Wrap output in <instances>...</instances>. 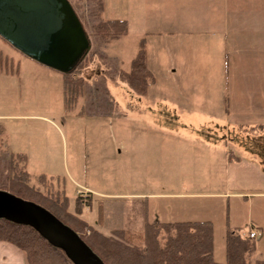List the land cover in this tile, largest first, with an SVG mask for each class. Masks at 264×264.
<instances>
[{"label": "rangeland", "instance_id": "374dc122", "mask_svg": "<svg viewBox=\"0 0 264 264\" xmlns=\"http://www.w3.org/2000/svg\"><path fill=\"white\" fill-rule=\"evenodd\" d=\"M103 8L99 19L125 20L127 34L103 49L107 57L103 63L95 58L82 72L91 93L80 98L71 111L64 105L62 74L34 62L0 38L3 63L0 65V131L4 139L0 169L6 158L4 149L8 148L13 153L26 155L31 176L66 177L69 180L63 179L68 211L77 213L94 229L108 235L116 228L142 229L146 205L143 199L134 202L136 200L129 195L146 197L144 195L223 190L221 180L210 172L219 168L220 156L206 153L191 140L190 134H197V130L178 132L180 140L154 131L150 128L154 124L145 116L140 97L125 84L111 79L118 70L128 68L140 40H145L148 67L155 78V86L150 92L166 106L174 98L186 109L191 108L190 113L196 112L198 115L193 119L199 120L194 124L195 129L202 118L209 117H202L195 110L210 102L209 95H213V101L218 98L216 101L226 110L229 94L246 98L248 89H252L250 95L264 94V84L244 82L247 76L264 73V51L255 53L258 58L250 60L253 63L243 60L235 67L228 61L223 62L217 47L207 50L216 26H220L215 21L224 16L222 0H103ZM255 23L252 26L258 30L264 28ZM83 27L87 33L88 27ZM256 39L263 40L264 37L259 35ZM4 58H7L6 64ZM213 58L217 63L209 62ZM103 72L106 74L101 76ZM233 79L243 83H233ZM149 113L151 118H158L153 108ZM187 114L178 112L171 120L183 129ZM258 121L261 118L251 111L243 114L241 122L245 125L239 126L248 129L252 126L248 123H261ZM218 124L223 125L221 121ZM219 125H215L216 129L222 130ZM262 129L259 125L256 134H264ZM210 130L212 138L218 137L215 128ZM245 140L232 136L228 141L240 146L251 142L248 138ZM223 146L224 142L216 149L222 150ZM202 173L206 177L202 178ZM72 180L80 188L86 186L95 194H115L124 198L101 199L92 194L90 198L87 192L76 194ZM53 184L59 185L54 180ZM154 201L146 202L148 222L185 215L181 211L182 200ZM99 203L103 205L104 216L102 225L98 226ZM203 204L200 205L203 207ZM205 204L209 211L204 208L199 213L190 210L187 216H204L202 218L211 220L214 259L222 263L227 229L240 226L243 233L248 230L251 220L246 213L248 205L243 197L225 200L222 206L214 199ZM255 205L264 208L263 201H257ZM255 241L256 250L250 256L252 264L264 260V237H257Z\"/></svg>", "mask_w": 264, "mask_h": 264}, {"label": "trees", "instance_id": "16d2710c", "mask_svg": "<svg viewBox=\"0 0 264 264\" xmlns=\"http://www.w3.org/2000/svg\"><path fill=\"white\" fill-rule=\"evenodd\" d=\"M69 2L82 25L88 27L87 34L92 40L90 53L77 69L71 74H62L64 105L71 111L80 98L91 93L82 72L88 69L93 59L97 58L102 63L107 59L103 49L126 36L127 22L101 21L99 18L103 11V0H70ZM89 6L91 9L87 10ZM4 59L6 64L7 58ZM1 60L0 65H3ZM105 74L106 72H103L101 76ZM111 79L125 84L140 98L147 96L155 78L147 64L144 39L140 40L128 68L118 70ZM3 147L4 139L0 131V151ZM4 150H6V154L4 153L6 158L0 169V190L32 201L49 211L76 232L104 264H252L250 256L256 250V241L246 236L247 232L243 233L241 227L227 229L224 237V261L219 263L214 259L212 222L188 220L148 222L146 198L143 199L146 207L143 212L145 221L141 230L116 228L105 235L81 219L77 213L68 211V198L64 192L63 178L46 177L45 174L33 177L27 170L25 154L13 153L8 148ZM53 180L59 185L54 186ZM79 198L81 197L77 200ZM103 211V205L99 203L98 222L101 224ZM0 241L21 250L26 264H72L62 251L50 246L34 230L26 226L0 219ZM254 264H264V260H257Z\"/></svg>", "mask_w": 264, "mask_h": 264}, {"label": "crops", "instance_id": "0c3cea01", "mask_svg": "<svg viewBox=\"0 0 264 264\" xmlns=\"http://www.w3.org/2000/svg\"><path fill=\"white\" fill-rule=\"evenodd\" d=\"M222 2L224 16L215 21V23L220 26H216L217 30L214 31L212 44L208 46L207 50L212 48V46H214L215 49L217 47L218 50L221 51V58L223 62L228 61L230 66L233 65L237 67L240 62L243 63V60H246L248 64H251L253 62H250V60L258 58L255 53L264 51V39H256L259 35H263L264 37V28L262 30H258L255 26H252V23L254 24V22H256L258 27H264V0H222ZM146 52L147 64L149 65L147 46ZM209 62L217 63L215 58ZM232 81H234L233 83H243L239 81V79H233ZM244 82L254 85L264 84V73L254 74L251 77L247 76ZM153 86H155V82L149 87L147 96L145 98H140L142 100L141 105L146 110L145 116L152 122V124H154L150 128L156 132H162L167 137L175 140L181 139L178 135V132H194L197 130V134H190L191 140L195 141L199 145L198 147L203 148V151L206 153L210 155L214 154L217 158L220 156L218 159L220 163L219 168L212 169L210 172L211 174L218 176V178L221 180L223 190L144 195L146 197H143V195L129 196H133L132 198L136 200L134 202H138L140 199L146 198L148 204H150V200H155V203L161 202L159 200H182L181 205L183 209L181 211L183 213L185 212V215H179L176 218L170 217L171 220H157L162 222L187 220L211 222L210 219L208 220L202 218L204 216L192 217L187 216V213L190 210H194L199 213L202 212V208H204L205 211H209L207 205L205 204V202L208 200H217L218 204L222 206L225 200L239 199L243 197L248 205L246 209V213H248L247 216L251 219L246 232L255 230L258 233L257 237L263 238L264 208L263 206L257 207L255 202H264V134H256L257 131L255 129L261 125V127H263L261 132H264V94L262 96L250 95L252 89H248L249 94H247L246 98L241 97L242 95L229 94L227 98L228 101L226 110L225 107H222L223 104H219L220 102L218 103L216 101L218 98H215V101H213V95H209L208 99L210 102L203 103L199 105L197 109H195L202 117H204V115L209 117H207V119L201 117L202 122L200 126L195 129L194 124H196L199 119L194 120L193 116H197L198 114L196 112L194 114L190 113L191 108L186 109L185 106L184 108L181 104L177 103L174 98L170 99L171 103L169 106L164 105L166 103L160 102L158 98H155L154 94L150 92V88H153ZM155 95L160 94L156 93ZM156 106L158 107L159 111ZM151 108L157 111L158 118H151L149 113ZM161 109H164L163 112H160ZM172 111L174 114L182 111L188 112L186 116L187 123L183 125V129L178 128V124L172 122L171 118L175 117ZM251 111L254 112L256 117L261 118V121H258L261 123L255 125V123L250 122L247 125L252 126H249L248 129H244L243 127L239 126L245 125V123L241 122V117L243 114L249 113ZM230 116H233L234 118L232 119ZM216 120H219V122ZM220 121L223 123L222 127L218 124ZM215 125H219L222 130L216 129ZM211 128H215L214 131L217 132L218 137L212 138L211 135L213 133L210 130ZM248 133H251V135ZM232 136L235 139L243 141L245 138L246 140L248 138V140H251V142L247 145L245 143H243L241 146L233 145L230 141H228L229 138H232ZM223 142L224 146L222 147V150L216 149V147H220ZM213 159L210 161L213 162ZM203 177L206 176L203 174L202 178ZM63 178H65L66 181L69 180L66 177ZM72 182L76 186V194L87 192L90 193V198H92V195L101 199L117 198L116 200H121V198H124L122 195L118 196L115 194H95L86 186L84 188H80L79 184L75 180H72ZM80 197L82 196L80 195ZM201 202H204L203 207L200 205ZM120 211L122 212V208H120ZM96 224L98 226L102 225L97 220ZM98 226L95 228H98ZM237 228H240V226ZM0 264H26V261L21 250L9 243L0 241Z\"/></svg>", "mask_w": 264, "mask_h": 264}, {"label": "water", "instance_id": "95a60500", "mask_svg": "<svg viewBox=\"0 0 264 264\" xmlns=\"http://www.w3.org/2000/svg\"><path fill=\"white\" fill-rule=\"evenodd\" d=\"M0 38L64 75L74 72L91 49L68 0H0ZM0 219L31 228L72 264H104L76 232L32 201L0 190Z\"/></svg>", "mask_w": 264, "mask_h": 264}, {"label": "built area", "instance_id": "2783aa9c", "mask_svg": "<svg viewBox=\"0 0 264 264\" xmlns=\"http://www.w3.org/2000/svg\"><path fill=\"white\" fill-rule=\"evenodd\" d=\"M258 233L255 230H251L247 233L246 236H248L251 239H255L257 237Z\"/></svg>", "mask_w": 264, "mask_h": 264}]
</instances>
